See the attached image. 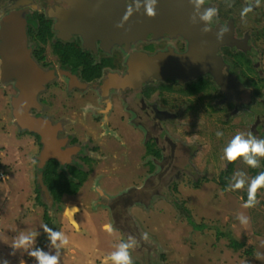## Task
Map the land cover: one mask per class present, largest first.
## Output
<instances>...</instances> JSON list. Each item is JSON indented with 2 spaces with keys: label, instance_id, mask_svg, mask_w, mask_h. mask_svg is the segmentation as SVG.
I'll return each mask as SVG.
<instances>
[{
  "label": "flooded vegetation",
  "instance_id": "obj_1",
  "mask_svg": "<svg viewBox=\"0 0 264 264\" xmlns=\"http://www.w3.org/2000/svg\"><path fill=\"white\" fill-rule=\"evenodd\" d=\"M126 2L131 0H0V96L8 98L12 122L17 124L19 81L4 78L5 59H26L14 68L18 73L12 71L19 75L24 65L27 74L35 73L32 82L41 80L27 114L45 121L49 128L42 136L30 131V125L19 129L39 141L41 152L48 138L55 140L60 156L47 160L45 167L53 162L57 172L80 184L76 194L94 171L123 169L114 176L120 184L130 170L132 181L122 187H113L110 183L115 182L110 180L102 186L105 177L98 175L96 185L106 189H97L91 203L107 210L106 224L124 239L131 236L141 242L145 240L132 212L162 197L157 187L176 188L183 173L201 170V150L208 145L218 149L224 143L211 128L220 127L232 137L237 132L264 135V29L256 31L257 8L241 18L249 0H205L204 7L219 12L211 29L225 30V39H211L210 44L214 47L219 42L214 48L234 84L230 96L212 73L183 78L176 59L192 50V40L183 34L160 31L138 36L129 24L118 29ZM18 32L19 36L7 39ZM155 57L163 58V66H171L172 77L141 83L144 60ZM193 129L202 142L189 143L183 135ZM222 156L223 175L239 165L247 166L242 160L229 163ZM214 158L216 153L211 155ZM76 194H64L60 203ZM76 210H68L75 220ZM51 222L49 217L46 223Z\"/></svg>",
  "mask_w": 264,
  "mask_h": 264
},
{
  "label": "rangeland",
  "instance_id": "obj_2",
  "mask_svg": "<svg viewBox=\"0 0 264 264\" xmlns=\"http://www.w3.org/2000/svg\"><path fill=\"white\" fill-rule=\"evenodd\" d=\"M255 21L256 31L262 32L264 0H261V5L257 8ZM255 61H259L258 57ZM195 131L197 130L193 129L187 134L183 132L189 143L194 144L196 139L202 142ZM210 131L218 132L222 129L214 127ZM222 132L225 136L222 137L224 143L221 148L215 149L208 145V150L206 148L201 150L202 155L198 161L201 163V170L198 173H183L175 183L176 188L157 187L162 197L152 199L148 207L141 205L134 209L132 215L135 226L141 235L145 232L149 235L147 241L135 240V247L131 250L134 264H264V189H261L257 196L259 205L245 209L242 205L245 202L243 198L247 193L246 189L227 191V186L226 188L222 186L221 171L224 170V165L222 166L220 158L229 138L232 137L228 131ZM257 138L264 139V135ZM40 152L39 141L24 134L18 125L12 122L8 98L0 96V163L5 168L3 171L7 172L5 171L7 169L15 171L14 173L11 171V175L17 174L16 179L19 181L21 175L28 171L25 167H28L32 174L29 189L31 195L27 200L29 203L23 204L22 198L19 199V204L17 199H9L11 200L8 202L9 205L3 208L0 232L4 235H1L3 239L0 242V261L7 260L8 264H20L23 260L24 264H37L27 252L14 253L11 247L13 239L21 231L38 232L35 247L55 254L56 249L51 246L49 237L42 228L43 225H48L45 221L47 212L52 220L48 226L55 231H62L69 237L68 245L60 249L61 264H105V258L116 250L118 243L128 239H124L126 237L121 235L120 231L109 234L104 226L109 222L107 210L95 208L91 202L96 199L97 189H106L98 187L95 178L103 175L105 178H102V186L106 180H110L115 182L110 183L114 187L118 184L116 181L120 180L119 177L115 179L118 171L109 173L94 171L79 193L72 197H64L60 204L47 203L46 211L36 199L39 189L37 178L40 174L38 169ZM212 153L217 154V159H211ZM261 167L263 168L262 165ZM238 171L245 172L249 178L254 177L252 168L248 170L247 166L239 165L228 175V183ZM123 172L122 169L118 173ZM125 172L124 180L118 184L120 187L128 186L132 181L128 176V173L131 174L130 170ZM4 174L6 179L7 175ZM146 176L147 173L143 172V177ZM14 177L11 176V181H15ZM199 177L201 179L198 186L196 180ZM140 182L138 181L139 184ZM113 187L110 188L115 190L116 187ZM11 204H16L13 213H9L11 211L8 210ZM71 206L80 209L73 213L79 229H75L67 221L64 213L65 209ZM238 213L249 216L250 224L241 225L236 218ZM232 240L244 244V248H232L230 245ZM246 250L252 255L248 256Z\"/></svg>",
  "mask_w": 264,
  "mask_h": 264
},
{
  "label": "water",
  "instance_id": "obj_3",
  "mask_svg": "<svg viewBox=\"0 0 264 264\" xmlns=\"http://www.w3.org/2000/svg\"><path fill=\"white\" fill-rule=\"evenodd\" d=\"M194 9L192 8L189 0H159V7L157 9L158 15L155 19H149L147 16L142 14L134 15L128 21V24L135 31L138 30L137 35H152L155 32L166 31V32H178L183 34L188 39L192 40V50L182 59H176L178 61L177 66L178 70L180 69L183 78L188 77L190 79H195L198 76L209 72L212 73L218 83L223 87V89L231 96L233 89V83L230 81V77L226 71V66L223 63L221 57L218 54V50L214 48L210 43L211 39H217V31L211 30L208 34L202 33L201 29L204 27L203 24L194 26L190 22V17ZM18 29V27L16 28ZM20 32L24 34L20 29ZM19 32L16 34H8L7 39H12L14 36H19ZM138 35V36H139ZM225 39V37L223 38ZM219 44V42H218ZM206 45L208 46L206 48ZM6 68L4 69V78H16L18 79V88L21 92V95L15 100V106L17 109L15 119L17 125L25 130L26 125L32 126L30 131L37 133L38 135H46L45 130L49 128L48 124L45 121L30 119L27 114L28 108L32 105L31 101L35 99V92H37V87L41 84V80L38 79L32 82V78L35 76V73L27 74L26 67L22 66V72L18 75L15 67H20V63H26L24 59H5ZM145 73L141 77V83L149 80L150 78H163L170 79L172 77V68L171 66H163V58L155 57L144 60ZM8 64V66H7ZM10 64V66H9ZM31 68L30 65H28ZM33 67V66H32ZM15 70V72L12 71ZM186 70L188 73H184ZM32 82V90L29 88L30 83ZM235 83V82H234ZM235 87V86H234ZM28 88V90H27ZM31 90V91H29ZM28 93L26 94L25 92ZM55 140L48 138L47 146L45 150L41 152L40 157L38 158V169L41 171L45 167V163L50 158L56 156L59 157L60 154L57 152V149L54 145ZM39 183V189L41 198L44 203L47 205H55L53 198L48 190V188L43 183V173L40 172L39 177L37 178ZM75 207L77 210L80 209L76 206L68 207L65 210V215L69 219L70 223L77 229L79 225L74 219V216L71 217L68 215V210Z\"/></svg>",
  "mask_w": 264,
  "mask_h": 264
},
{
  "label": "clouds",
  "instance_id": "obj_4",
  "mask_svg": "<svg viewBox=\"0 0 264 264\" xmlns=\"http://www.w3.org/2000/svg\"><path fill=\"white\" fill-rule=\"evenodd\" d=\"M189 3L194 9L190 17L191 24L194 26L203 24L204 27H202L201 31L204 34H208L212 30L211 25L214 19L218 18V9L204 7L205 0H189ZM260 5L261 0H249L248 5L241 10V18L245 19L249 13L254 11V8H258ZM227 6L231 7V4L228 3ZM158 7L159 0H131V3L126 2L125 13L121 21L116 24V27L122 30L125 29L130 18L137 14L145 15L149 19H155L158 15ZM224 35L225 30L221 29L217 33V40H222ZM216 135L218 138H222L224 133L218 131ZM222 159L229 163L242 160L250 168H259L261 160L264 159V139L257 138L251 132H237L223 149ZM245 189L247 191V200L242 207L245 209L255 208L260 203L257 198L258 193L261 189H264V171H260L252 178H249L245 172L238 171L231 177L226 190L241 191ZM236 218L243 226H247L251 222V218L244 213H238ZM42 228L47 233L51 246L56 249L55 254L35 247L39 233L34 231H21L13 239L11 247L14 253L15 251L27 252L28 255L35 259L37 264H61L60 249L68 245L69 237L62 231L53 230L48 225H43ZM105 230L109 234L115 231L110 224L105 226ZM141 239L147 241L149 239L148 233H143ZM134 247L135 238L129 236L127 241L118 243L116 250L105 258V264H109V262L111 264H134L131 251ZM0 264H8V261H0ZM20 264H24V261L21 260Z\"/></svg>",
  "mask_w": 264,
  "mask_h": 264
},
{
  "label": "trees",
  "instance_id": "obj_5",
  "mask_svg": "<svg viewBox=\"0 0 264 264\" xmlns=\"http://www.w3.org/2000/svg\"><path fill=\"white\" fill-rule=\"evenodd\" d=\"M260 164L263 166V168L260 166L259 168L253 169L254 176H256L260 171H264V159L261 160ZM5 168L0 163V171L4 170ZM39 172L43 173V183L48 188L51 197L53 198L54 202L59 204L61 202L62 196L64 194H70L74 195L78 191L80 184H75L72 182V178L68 177L66 173H59L56 171V166L53 162H50L44 167L42 171L39 170ZM230 171H226L224 175L221 177V183L224 188L228 185V175L230 174ZM38 190L37 200L39 201L40 205L46 208V204L43 203L40 197V191ZM244 201L247 200V193L244 195ZM45 221H49V217L47 214H45ZM231 247L234 249H242L244 248V244L238 243L235 240L231 241ZM245 253L248 256H251L252 253H250L249 250H246Z\"/></svg>",
  "mask_w": 264,
  "mask_h": 264
},
{
  "label": "crops",
  "instance_id": "obj_6",
  "mask_svg": "<svg viewBox=\"0 0 264 264\" xmlns=\"http://www.w3.org/2000/svg\"><path fill=\"white\" fill-rule=\"evenodd\" d=\"M1 145H3V144H1ZM27 169H28V171L25 174L21 175L22 178H21L20 181L16 179L17 178V174L16 175H14V174L11 175V171H13V170H8L7 169V170H5L7 172H4L2 170L4 173H6L7 177H6V179L0 181V230L1 231H2V229H1V221L2 220L1 219H2V216H3L2 212H3V208L6 205H9L8 202L11 201L9 199H17V203H18V202H20L19 199L22 198L21 202H23V204H26V203L28 204L29 203V202H27V200H28L29 196L31 195L29 189H30V183H31L30 182V177H31L32 174H31L30 169L28 167H25V170H27ZM14 172L15 171H13V173ZM11 176H15L14 177L15 181H11V179H10ZM6 180L9 181V182H6ZM14 205H16V204H11V207L8 208V210L11 211L9 213H13L12 211L14 209L13 208ZM1 235H4V234H2L0 232V242H1V239H3L1 237Z\"/></svg>",
  "mask_w": 264,
  "mask_h": 264
},
{
  "label": "built area",
  "instance_id": "obj_7",
  "mask_svg": "<svg viewBox=\"0 0 264 264\" xmlns=\"http://www.w3.org/2000/svg\"><path fill=\"white\" fill-rule=\"evenodd\" d=\"M5 179V174L3 172H0V181Z\"/></svg>",
  "mask_w": 264,
  "mask_h": 264
}]
</instances>
